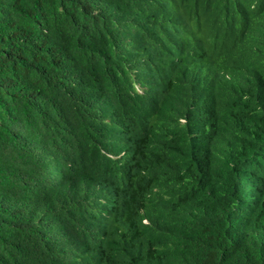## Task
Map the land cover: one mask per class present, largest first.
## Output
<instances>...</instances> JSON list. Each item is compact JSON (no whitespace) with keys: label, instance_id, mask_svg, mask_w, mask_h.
Here are the masks:
<instances>
[{"label":"trees","instance_id":"trees-1","mask_svg":"<svg viewBox=\"0 0 264 264\" xmlns=\"http://www.w3.org/2000/svg\"><path fill=\"white\" fill-rule=\"evenodd\" d=\"M213 1L0 0V264H264V3L156 31Z\"/></svg>","mask_w":264,"mask_h":264},{"label":"clouds","instance_id":"clouds-1","mask_svg":"<svg viewBox=\"0 0 264 264\" xmlns=\"http://www.w3.org/2000/svg\"><path fill=\"white\" fill-rule=\"evenodd\" d=\"M237 9H230L229 5L223 0H215L206 4L204 10L200 13L188 14L186 9L179 8V4L166 2L173 6V10L166 15L165 21L157 24L156 31L163 37L165 47L172 52H179L192 41L197 40L202 32L219 31V37L216 40L222 41L225 37L234 45L235 48L243 49L248 35H252L247 30L248 23L244 19L250 16L258 5L264 3V0H234ZM244 2L243 10L240 4ZM162 4V2H160ZM209 71L205 69H194L195 79L206 77ZM124 149L121 154H124ZM248 176V172L239 175L238 178ZM216 191H223L225 187L215 188ZM221 189V190H220ZM162 202L155 200L152 206L160 205ZM150 210V213L154 211ZM148 216L142 219V223L150 222Z\"/></svg>","mask_w":264,"mask_h":264}]
</instances>
